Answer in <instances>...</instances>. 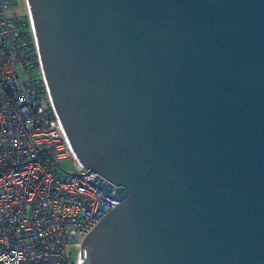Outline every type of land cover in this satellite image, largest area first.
<instances>
[{
	"label": "water",
	"instance_id": "water-1",
	"mask_svg": "<svg viewBox=\"0 0 264 264\" xmlns=\"http://www.w3.org/2000/svg\"><path fill=\"white\" fill-rule=\"evenodd\" d=\"M27 4L71 148L119 202L79 263L264 264V0Z\"/></svg>",
	"mask_w": 264,
	"mask_h": 264
},
{
	"label": "built area",
	"instance_id": "built-area-1",
	"mask_svg": "<svg viewBox=\"0 0 264 264\" xmlns=\"http://www.w3.org/2000/svg\"><path fill=\"white\" fill-rule=\"evenodd\" d=\"M25 2V15L10 16L16 0H0V264H72V248L80 264L84 237L119 202L87 181L108 182L71 148ZM68 158L76 173L60 167Z\"/></svg>",
	"mask_w": 264,
	"mask_h": 264
},
{
	"label": "rangeland",
	"instance_id": "rangeland-1",
	"mask_svg": "<svg viewBox=\"0 0 264 264\" xmlns=\"http://www.w3.org/2000/svg\"><path fill=\"white\" fill-rule=\"evenodd\" d=\"M17 8L15 10H12L9 12L10 16H23L26 13V2L25 0H16ZM60 167H62L64 170L70 173H76L77 167L74 163V161L71 158H68L66 160H63L59 163ZM77 252L78 250L75 248H72L70 250V254L72 256V264L76 261L77 258Z\"/></svg>",
	"mask_w": 264,
	"mask_h": 264
}]
</instances>
